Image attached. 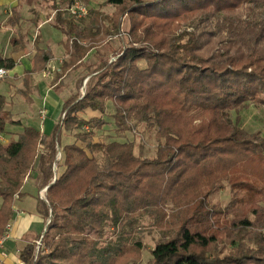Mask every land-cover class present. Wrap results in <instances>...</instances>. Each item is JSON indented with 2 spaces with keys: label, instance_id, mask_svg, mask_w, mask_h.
<instances>
[{
  "label": "trees",
  "instance_id": "1",
  "mask_svg": "<svg viewBox=\"0 0 264 264\" xmlns=\"http://www.w3.org/2000/svg\"><path fill=\"white\" fill-rule=\"evenodd\" d=\"M50 1L66 37L60 75L85 68L89 79L82 96L64 100L50 134L28 126L0 141V238L14 198L35 179L48 187L46 201L38 199L45 232L20 251L22 264H114L127 247L124 230L134 232L144 216L159 227L170 217L179 224L155 245L150 264H264V137L228 117L264 108V0H106L112 15L87 6L85 20L60 8L67 0ZM111 33L116 40L105 43ZM100 47L106 53L86 67ZM51 60L38 49L31 73ZM14 66L0 59V68ZM6 104L0 95V136L22 126ZM132 121L154 133L153 159L135 155L126 137ZM62 133L74 141L61 145ZM224 185L231 203L221 211L208 198ZM241 193L245 210L237 208ZM220 228L233 246L223 257ZM106 233L118 241L105 242Z\"/></svg>",
  "mask_w": 264,
  "mask_h": 264
},
{
  "label": "rangeland",
  "instance_id": "2",
  "mask_svg": "<svg viewBox=\"0 0 264 264\" xmlns=\"http://www.w3.org/2000/svg\"><path fill=\"white\" fill-rule=\"evenodd\" d=\"M30 2L31 9L29 12L31 13H44L46 16V21H48L52 26L55 24V11L54 8L52 9V2L50 0H27ZM70 0H67L64 2L63 5H59L61 9H66L69 5ZM82 3L87 5L91 9H99L100 12H102L105 16H110L114 13L115 9L112 6L104 4L106 0H80ZM39 11V12H38ZM88 16L85 18L87 19ZM3 19L2 10H0V21ZM15 19V18H14ZM84 19V20H85ZM44 20V19H43ZM33 21L35 22L34 25L39 24V22H42L39 17L34 18ZM126 25V24H125ZM125 25L122 26V29L125 27ZM45 30V29H44ZM41 31V33L44 35L45 31ZM51 34L50 38L53 41H57L59 37H61V34L59 31L50 29ZM29 35H33L34 33L32 31L28 32ZM8 37L7 32H0V48L3 47V45L6 42V39ZM123 34H121L120 39H122ZM113 40H116V35L111 33L108 35L105 39V43H110ZM72 40H70L71 42ZM73 42V41H72ZM71 42V43H72ZM70 43V44H71ZM137 47V46H136ZM107 49L104 47H100L97 50H93L87 59L84 60V64L86 67L91 66L94 67V64L97 62V60L101 57V55H104L106 53ZM67 53V52H66ZM108 58L110 61H116L117 56L113 57L112 54H108ZM56 63V62H55ZM61 74V73H60ZM57 74L53 80H50L48 82L49 85H54L57 83L56 90H60L61 92H51V95L56 102V106L51 105V108L49 109V112L46 113L45 120L42 122L41 120H38V105L36 103L30 102L29 104L27 98L26 89L28 86V83L26 84L25 81V75L23 74L21 76H15V79L12 81H15V85L13 88L10 89V102H8L10 105L6 107V110H8L12 117L14 115L16 117H21L20 112H24L22 118L25 120L32 119L33 122H40L45 127V133L46 135L50 134L55 127L54 118L57 116V112H60V107L62 106L64 100L74 97L78 95L79 97L82 96L86 91V84L89 79V77H86L87 75V69L85 68H79L75 71H72L68 74ZM63 77V78H62ZM62 78V81L59 82V79ZM83 79V80H82ZM6 80V79H5ZM0 81V94H5L6 90H8V83L6 81ZM45 82H42L39 85V95L42 97L44 94V85ZM22 96H25V100H22ZM23 101V102H22ZM22 104H21V103ZM51 110V111H50ZM229 119L232 122H237L238 126L241 128H244L249 133H258L264 137V108L258 107V106H250L248 109H244L238 113L236 112H230L228 114ZM34 126V125H33ZM110 126V125H109ZM105 127V129H110V127ZM132 131L127 134V139L131 140L134 144V151L135 154L141 158V160H151L154 158L155 150L157 147L158 142L154 139V133H149L146 130V125L141 124L138 125L134 121L131 122ZM12 128V127H11ZM16 130H20V127H15ZM10 129H8V133L3 134V144H6L7 142H10L12 139L10 135ZM73 134H67L65 135L62 133L61 137V145L65 143H69L74 141V138L72 137ZM103 134L101 132H97L96 138L102 139ZM7 140V141H6ZM59 157V155L57 156ZM209 189L203 188L202 195H204ZM242 201L237 203L238 209L245 210V194L241 193ZM211 205L216 206L217 209H220L221 211L225 210L230 203H231V190L228 186L224 185L222 188L216 189L213 191L208 198ZM264 207V203L261 204ZM172 205L169 203L165 206V213L167 217L171 215L172 211ZM177 217H174V219H171V217L168 219V222H170L169 226H162L159 227L157 224H153V221L149 216H144L142 220H140L135 225V231L131 232L128 228L124 231L129 232L128 236V242L126 244V250L125 252L120 256V258L114 263V264H150L152 260L151 251L154 249L155 245L162 239L168 238L171 236L173 232L178 229L179 224L178 222H175ZM224 221L227 219V221H231L234 219L233 216L229 215L226 217H221ZM263 231V230H262ZM118 234V233H117ZM118 235H114L112 233H106V236L104 239L105 242H111L112 244L116 243L118 241ZM216 237L218 240V243L216 245V251L219 257H223L224 255H227L231 252L233 246L230 243V239L227 238V230L224 228H220L217 230ZM125 239V238H124ZM120 241V240H119ZM141 243V248L133 247L131 243ZM40 245L37 244V247Z\"/></svg>",
  "mask_w": 264,
  "mask_h": 264
},
{
  "label": "crops",
  "instance_id": "3",
  "mask_svg": "<svg viewBox=\"0 0 264 264\" xmlns=\"http://www.w3.org/2000/svg\"><path fill=\"white\" fill-rule=\"evenodd\" d=\"M30 9V2L27 0H0V10H2L3 15V19L0 21V32H3L4 30V32L8 33L5 44L0 48V59H11L15 63L12 70H7L8 75L5 78L6 80L4 79L8 83V90H6L5 94H0L6 99V107L10 105L8 103L11 100L10 89L15 85V81H12L15 79V76L31 73L33 68V57L38 49L49 51L52 59L51 61H55L56 63H61L67 58L65 48L66 37L60 32V30L56 29L46 21L44 13H31L29 12ZM36 17H39L42 22L34 25L35 22L33 19H36ZM50 29L60 32L61 37H59L57 41H53L50 38ZM43 30L45 31L44 35L41 33ZM30 31L34 34L29 35L28 32ZM15 40H18L19 42L16 45V49L13 45V41ZM41 73L42 71L40 73L30 74L26 89L28 102L25 100V96H22V100L26 101V103L29 104L30 102H33L39 106L37 111L38 120H41V111H43L46 116L51 105H57L55 99L50 96L51 92H61L60 90H56L57 83L49 85L48 82H50V80H44L41 77ZM62 78L59 79V82L62 81ZM42 82H45L44 85H41L44 86L45 89L44 94L41 97L38 93V89ZM61 108L62 106L60 107V112H57V116L54 118L55 124L60 118ZM20 113L21 117H16L14 115L13 118L16 121H19L22 126L20 127V130H16L15 127L10 128L12 139H17L18 135L22 132V127L34 125V127L41 132L45 131V127L43 126L42 128L39 121L33 122L32 119L28 118L27 120H24L22 118L24 112ZM3 138V136H0V139L4 140ZM38 184L39 182L35 179H28L23 188L25 195L19 198H14L13 217L6 226L4 233V235H8V238L2 242L1 240L4 235L0 238V264H22L19 259L20 251H22L26 245L35 242L38 235L41 233L43 234L45 230L44 222L39 214L38 199L46 201V192H43V189H39ZM1 203L2 201L0 199V206Z\"/></svg>",
  "mask_w": 264,
  "mask_h": 264
},
{
  "label": "built area",
  "instance_id": "4",
  "mask_svg": "<svg viewBox=\"0 0 264 264\" xmlns=\"http://www.w3.org/2000/svg\"><path fill=\"white\" fill-rule=\"evenodd\" d=\"M66 9L67 12L76 19H85L89 13L87 5L82 3L80 0H71V3L67 6ZM114 60L115 59H113V61ZM60 73H61V63H55V61H49L47 62L45 68L42 70L41 77L44 80H53L55 76ZM7 75H8V71L4 68H0V81L4 80L7 77ZM63 117L64 115L61 114L59 119H62ZM40 119L42 122L45 120V113L43 111L40 112ZM0 141L3 142L2 139H0ZM43 192H46V187L43 188ZM7 238L8 235L5 234L1 242ZM37 244H39V242H37Z\"/></svg>",
  "mask_w": 264,
  "mask_h": 264
},
{
  "label": "water",
  "instance_id": "5",
  "mask_svg": "<svg viewBox=\"0 0 264 264\" xmlns=\"http://www.w3.org/2000/svg\"><path fill=\"white\" fill-rule=\"evenodd\" d=\"M55 178H56V176H55ZM47 188H48V187H46V190H47ZM50 219H51V215L49 216V219H48V221H47V224H48V222L50 221ZM44 232H45V230H44ZM44 232H43V234H44ZM43 234H42L41 238L43 237ZM39 243H40V241H39Z\"/></svg>",
  "mask_w": 264,
  "mask_h": 264
}]
</instances>
